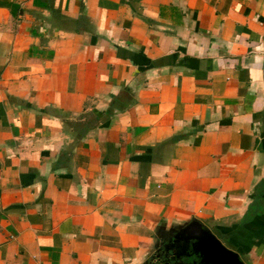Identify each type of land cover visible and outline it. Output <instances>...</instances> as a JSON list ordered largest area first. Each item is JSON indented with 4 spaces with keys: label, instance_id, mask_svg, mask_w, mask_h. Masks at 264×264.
<instances>
[{
    "label": "crops",
    "instance_id": "obj_1",
    "mask_svg": "<svg viewBox=\"0 0 264 264\" xmlns=\"http://www.w3.org/2000/svg\"><path fill=\"white\" fill-rule=\"evenodd\" d=\"M193 220L264 264V0H0V264H160Z\"/></svg>",
    "mask_w": 264,
    "mask_h": 264
},
{
    "label": "water",
    "instance_id": "obj_2",
    "mask_svg": "<svg viewBox=\"0 0 264 264\" xmlns=\"http://www.w3.org/2000/svg\"><path fill=\"white\" fill-rule=\"evenodd\" d=\"M165 252L172 264H245L239 253L229 249L198 220L175 231ZM158 259L160 264H170L161 257Z\"/></svg>",
    "mask_w": 264,
    "mask_h": 264
},
{
    "label": "flooded vegetation",
    "instance_id": "obj_3",
    "mask_svg": "<svg viewBox=\"0 0 264 264\" xmlns=\"http://www.w3.org/2000/svg\"><path fill=\"white\" fill-rule=\"evenodd\" d=\"M163 255L162 259H164L167 262L169 261V255L167 254V252H165V250L162 252L161 256ZM171 263V262H170Z\"/></svg>",
    "mask_w": 264,
    "mask_h": 264
}]
</instances>
